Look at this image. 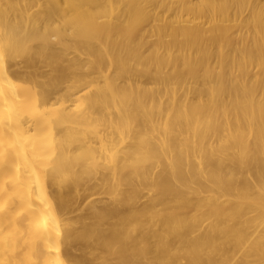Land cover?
I'll return each mask as SVG.
<instances>
[{
  "label": "bare ground",
  "instance_id": "1",
  "mask_svg": "<svg viewBox=\"0 0 264 264\" xmlns=\"http://www.w3.org/2000/svg\"><path fill=\"white\" fill-rule=\"evenodd\" d=\"M0 264H264V0H0Z\"/></svg>",
  "mask_w": 264,
  "mask_h": 264
}]
</instances>
